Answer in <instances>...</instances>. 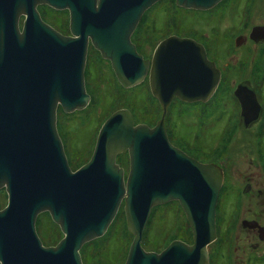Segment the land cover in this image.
Wrapping results in <instances>:
<instances>
[{
  "label": "water",
  "instance_id": "95a60500",
  "mask_svg": "<svg viewBox=\"0 0 264 264\" xmlns=\"http://www.w3.org/2000/svg\"><path fill=\"white\" fill-rule=\"evenodd\" d=\"M158 0H33L69 10L64 35L32 6L22 29V0H0V264H83V244L104 235L123 202L132 234L124 264H209L215 204L223 172L200 162L167 138L165 115L174 97L204 101L219 72L200 42L169 35L151 59L135 50L130 35L142 13ZM183 8L206 10L219 0H175ZM110 61L118 83L139 84L148 75L150 93L162 109L154 126L135 123L122 107L98 129L90 159L73 170L57 131V109L71 113L89 101L84 68L88 43ZM128 153L129 169L116 162ZM177 200L192 230L188 243L174 239L161 251H147L141 239L151 208ZM48 212L62 232L43 245L38 213Z\"/></svg>",
  "mask_w": 264,
  "mask_h": 264
},
{
  "label": "rangeland",
  "instance_id": "374dc122",
  "mask_svg": "<svg viewBox=\"0 0 264 264\" xmlns=\"http://www.w3.org/2000/svg\"><path fill=\"white\" fill-rule=\"evenodd\" d=\"M225 4V0H219V3L211 8L194 10L179 6L175 0H160L141 15L131 40L135 43L137 51L146 58H150L154 47L169 35L189 36L195 41L206 37L209 40L210 34L203 37V33H209L215 22L218 26L222 24L223 20L220 16ZM39 9L43 19L49 24H54L52 21L54 17L60 18L59 29L69 33L66 9L55 10L46 5H40ZM85 65L88 104L83 109L71 113H65L61 108L57 109V131L68 164L73 170L90 159L97 131L112 111L122 107L128 108L136 123H146L148 126H154L162 112L157 99L150 93L147 78L132 87L120 85L109 62L91 47L87 50ZM205 107L210 108V105L204 106L202 101L185 103L174 98L165 115L168 140L200 162L208 158V146H214L216 152L222 151L220 139L218 140L219 130L217 131L219 136L216 137L215 130L209 132L207 130L209 128L205 125L206 120L203 116ZM118 162L124 165V176H126L127 154L118 157ZM6 200L7 193L1 188L0 208L6 205ZM117 210L105 234L83 244L80 250L83 264H85V253L91 258L89 264H124L133 236L127 231L123 202ZM42 221L48 228V231H45L49 235L47 239L41 236ZM35 225L44 245H54L63 236L49 213H39ZM143 232L141 243L147 251L159 252L174 239L193 243L190 224L177 200L153 206ZM214 241L207 244L208 259L209 252H213Z\"/></svg>",
  "mask_w": 264,
  "mask_h": 264
},
{
  "label": "flooded vegetation",
  "instance_id": "af4514ba",
  "mask_svg": "<svg viewBox=\"0 0 264 264\" xmlns=\"http://www.w3.org/2000/svg\"><path fill=\"white\" fill-rule=\"evenodd\" d=\"M22 1L17 19L20 29L31 6L32 11H38L43 19L39 9L43 4L33 7V0ZM225 2L220 16L224 23L218 26L215 22L209 33H203V37L210 34L211 38L197 41L203 45L207 59L214 62L219 72L218 83L211 96L201 100L204 106L210 105V108H204L206 111L203 110L207 130H215L216 137L220 135L218 140L222 147L221 152H216L214 146H208V158L202 162L217 164L223 172L215 205L216 239L208 261L209 264H264V0ZM66 10L69 20V10ZM52 21L53 25L46 22L58 32L71 35L69 23V33H66L59 29L60 18L54 17ZM90 47L96 50L91 42L87 50ZM145 78L148 81V75ZM124 154L128 156L126 151L117 154L116 162L125 170L124 165L118 162V157ZM41 225V236L49 238L45 232L48 231L46 223L42 221Z\"/></svg>",
  "mask_w": 264,
  "mask_h": 264
},
{
  "label": "trees",
  "instance_id": "16d2710c",
  "mask_svg": "<svg viewBox=\"0 0 264 264\" xmlns=\"http://www.w3.org/2000/svg\"><path fill=\"white\" fill-rule=\"evenodd\" d=\"M60 107H58L59 109ZM47 236V235H46ZM49 237V236H48ZM82 249V248H81ZM91 261V258L88 256V253H85V264H89Z\"/></svg>",
  "mask_w": 264,
  "mask_h": 264
}]
</instances>
